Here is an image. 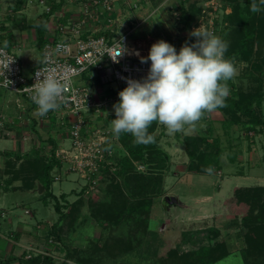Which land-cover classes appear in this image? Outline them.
<instances>
[{"label": "rangeland", "instance_id": "obj_1", "mask_svg": "<svg viewBox=\"0 0 264 264\" xmlns=\"http://www.w3.org/2000/svg\"><path fill=\"white\" fill-rule=\"evenodd\" d=\"M58 1L60 6H56L52 11V4ZM123 1H115L112 8L108 9L102 4L97 6L94 3L96 0H0V20L4 28L3 43L8 42L7 47L19 56L24 69L26 68L25 71L31 73V67L42 55L36 38L41 26L39 22H45V30L50 31L57 24L67 23L86 12L91 14L86 22L88 28L95 32L106 30L114 34L127 33L130 49H140L138 54L143 57H148L151 46L160 40L175 47L181 42L189 45L195 43L196 37L190 33L201 25L228 42V50H231L230 43L239 41L242 35L235 34L234 38L231 33H234V29L235 33H239L237 29L243 25L241 18H246L251 12L246 11V6L253 2L238 0V4L245 6L242 9L236 2H232L233 0H167L158 4L153 0ZM194 3L200 10L191 17L190 23L183 26L181 20L184 19V14L189 20ZM263 40L255 39L249 44L248 50L245 48L235 56L237 75L230 81L238 88L245 91H255L258 88L257 78L261 74L255 63L261 57L258 53L263 48ZM246 50L252 54L244 56ZM35 109L36 106L24 95L0 86V110L6 114V127L9 130V133L0 137H5L0 141V145L6 146L7 153L10 151L14 154L12 149L16 144L15 140L19 141L21 138L31 146L39 147L43 143V137L48 135L56 145L57 143L65 145L58 139L57 132L62 123L66 125L70 120L67 111L61 107L58 111H50L46 116L40 117ZM262 109L264 110V105ZM225 118L227 120V115L217 109L206 114L195 131L187 130L174 135H169L166 129L157 123L154 134L157 136L158 145L168 152L169 158L162 157L159 160L157 164H163L161 170L149 168L147 164L135 158L134 165L130 168L146 173L154 171L153 176L160 172L158 176L163 177L162 193L153 197L150 211L151 226L147 229L137 226V223L132 221H122L112 226L106 221H97L89 213L93 203L110 198L108 189L112 177L106 170H115V158L101 165L97 180L95 177H88L90 173L83 174L80 167L76 171L71 169L68 160L66 167L69 171L65 168L62 169V173L59 171L62 178L54 181L51 188L58 197L62 193L68 194L69 203L63 210L68 211L71 208V201H75L78 196L83 198L84 203L79 211L81 218L76 221L74 228L68 222L69 217L64 221L62 243L52 236L50 242H43V239L39 241L36 238L43 230L47 232L59 216L54 199L45 198L47 190L43 188L39 192L15 188L3 191L2 185L9 181L0 178V205L7 210L13 209L15 220L30 223V234L27 231L28 235L22 236V242L26 244L27 250L22 257L29 258L50 250L58 263L89 264L66 258V247L69 246L76 251L85 250V256L91 261H97L98 264H180V260L175 259L178 256L170 251L178 249V253L182 254L197 250L203 243H208V231L214 227L219 229L218 238L226 243L227 254L211 264H248L247 259L250 257L246 258L244 253L246 239L243 235V224L246 218L258 213L259 209L251 203L241 202L237 192L242 189L241 192L245 193L253 190L255 185H264V125L260 126L262 129L260 132L246 131L240 124L224 123ZM210 128L213 134L211 138L218 135L221 140V162L211 174L190 171L187 167L189 162L186 152L187 136L209 131ZM70 143V136H67L66 144ZM40 148L42 149V146ZM41 149L34 151L45 159L53 157L60 160L56 157L55 149H46L48 153ZM15 156L12 155L10 160ZM3 158L0 156V162L5 160L6 163L7 156ZM252 167H255L254 170ZM126 175L118 179L122 181L125 189ZM14 182L20 183V180ZM168 197H175V200L170 202ZM26 208H30L29 213L25 211ZM91 229L92 233L89 232ZM53 240L56 243H53ZM96 240L98 243L94 244ZM121 241L123 245L129 243L125 254L119 249L122 246ZM115 242L118 243V248L112 247ZM103 248L107 250H102ZM160 257L162 258L159 259ZM169 258L174 260L169 261ZM42 263L47 264L45 261Z\"/></svg>", "mask_w": 264, "mask_h": 264}, {"label": "trees", "instance_id": "obj_2", "mask_svg": "<svg viewBox=\"0 0 264 264\" xmlns=\"http://www.w3.org/2000/svg\"><path fill=\"white\" fill-rule=\"evenodd\" d=\"M161 1L162 0H153L156 4ZM185 2L186 1H184V4ZM232 2L238 4V0H233ZM58 5L60 6L59 1L56 2V4H52V11ZM193 5L194 6L191 7L192 16H190L189 20L185 18V14L183 16L184 19L181 20L183 26L190 23L191 17L194 16L195 12L198 13L200 10L196 3ZM238 5L242 9L245 7L241 6L242 4ZM262 9H264V6H262ZM246 11L248 13L250 12V5L246 6ZM241 20L243 21V25L237 29L239 33H235L236 29H234V33L231 34L234 38L235 34L242 35L239 37V41L230 43L231 50H227L225 54L226 58L238 56L239 52L243 51L245 48L248 50L249 44H252L255 39H264V10L259 13L250 12L246 18L242 17ZM39 24L41 26L37 31L36 38L41 50L46 40V23L39 22ZM102 32L103 31L99 30L97 34H101ZM185 44L186 43L181 42L178 47L174 46V48L179 52L180 48ZM236 46L239 47L236 48ZM262 47L263 48L258 53L261 57H259L255 63V66L259 68L261 74L257 78L259 80L258 88L255 91H245L238 88L237 85H233L231 83L232 81H228L230 95L226 99V106L219 108V110H222L227 115V120L225 118L224 123L232 125L240 124L241 128L246 131L257 130L260 132L262 130L260 126L264 125V110L262 109L264 105V40ZM247 50L244 56L252 54L251 51ZM26 73L30 74V72ZM156 126L157 123H153L148 129L149 133L154 136ZM211 132L212 129L210 128L209 131L207 130L187 136L186 152L189 156L187 167L190 171L208 173L205 169L209 167L214 169L219 166L222 155V149L220 148L221 140L218 135L211 138L213 135ZM120 139L124 144L125 150L116 156L115 170H106L108 175L112 177V181L109 183L110 186L108 185V192L111 194L110 198L93 203L89 213L97 221H106V223H111L112 226L122 221H132L133 223L136 222L137 226H143L147 229L151 226L150 211L153 205V197L154 195L162 193L163 177L158 176L160 172H157V174L153 176L152 174L155 173L154 171L146 173L144 171H133L130 168L134 165L133 160L135 158L147 164L149 168L161 170L163 164L157 163H159L162 157L169 158V154L164 148L158 145L157 136H155V143L149 145L134 143V138L131 134H121ZM34 150L30 154V157L19 155L18 159L22 158L23 160L18 165H15L12 160H8L7 169H13V176L19 179L22 178L21 187H35L38 180L44 185V190H47L45 198L49 197L54 199L55 209L59 213L58 218L47 231L46 241H49V239L51 241L53 237L56 238V241L61 242L63 232H65L63 224L64 221L68 219L67 217L70 218L68 222L73 228L76 226V221L81 218L79 211L84 204L83 198L78 196L75 201H71V208L68 211H64L63 207H67L66 205L69 203L68 194L62 193L58 197L51 188L54 181V174L52 171L57 164L59 165V161L53 157L45 159L43 156H40V153ZM130 171H132L133 174H131ZM124 175L127 177L125 182L126 189L123 187L124 185L121 184L122 181L118 180L120 177H124ZM130 175L132 176L130 177ZM132 177L134 178L131 180ZM253 187V190L249 189L250 191L245 193L241 192L242 189H239L237 192V196L241 202L251 203L259 209L258 213L251 214L244 220L243 235L246 239V252L244 253L246 258L250 257L247 259L248 264H264V185H255ZM78 192L80 193L81 190ZM60 198H62L61 201ZM89 232L92 233V229ZM219 234V229L212 227L208 231V243H203L197 250L179 254L178 249H172L170 253L178 256L175 258L172 255L173 258L180 260V264H211L227 254L226 243L224 240L218 238ZM53 243L56 242L53 240ZM96 243H98V240L94 242V244ZM120 244L122 246H120L119 249H121V253L125 254V249H127L129 243L128 245H123L121 241ZM117 245L118 243L116 244L115 242V245L112 247L118 248ZM109 248L111 247H107V249ZM107 249L103 248L102 250ZM79 251L69 246L66 247V258L76 259L80 263L98 264L97 261H91L89 257L85 256V250ZM54 257L51 251L48 250L45 253L34 254L29 258L19 257L18 264H43L42 262L44 261L47 262V264H64V262H56ZM161 258L162 257L159 259ZM169 259V261L174 260L172 258ZM14 261L15 257L9 256L0 259V264H14Z\"/></svg>", "mask_w": 264, "mask_h": 264}, {"label": "built area", "instance_id": "obj_3", "mask_svg": "<svg viewBox=\"0 0 264 264\" xmlns=\"http://www.w3.org/2000/svg\"><path fill=\"white\" fill-rule=\"evenodd\" d=\"M115 1L118 0H96L94 3L109 9ZM90 16L81 13L67 23L57 24L53 30H46L41 60L30 74L26 73L19 56L8 47L4 48V28L0 20V49H3L0 60H13L4 75H0V86L24 95L32 103L28 87L35 83L36 72H52L63 78L67 83V100L61 107L71 118L69 135L72 147L61 148L56 157L61 161L68 160L74 171L80 167L83 174L90 173L88 177L97 180L101 165L116 158L118 146L122 147L110 127L111 120L116 118L114 105L119 102L118 94L127 87L129 79L142 81L146 78L151 61L141 63L143 56L137 54L138 49H130L127 33L102 30L97 34L92 31L86 26ZM120 43L126 51L117 57L118 62H114L111 57L117 54ZM3 71L0 66V72ZM5 78L12 83L7 85ZM93 79H99V82H92ZM108 114L112 119L106 125L104 121ZM6 133H9L6 114L0 110V137ZM54 178L58 180L61 175L55 174Z\"/></svg>", "mask_w": 264, "mask_h": 264}, {"label": "clouds", "instance_id": "obj_4", "mask_svg": "<svg viewBox=\"0 0 264 264\" xmlns=\"http://www.w3.org/2000/svg\"><path fill=\"white\" fill-rule=\"evenodd\" d=\"M264 0H253L252 13H259ZM191 36L196 42L185 44L176 51L170 43L160 40L154 43L147 58L151 61L146 78L142 81L129 79L127 87L119 92V102L114 105L115 119L111 120V132L115 138L131 134L134 143H155V136L148 129L153 123L162 125L169 135L195 131L206 114L226 106L230 95L228 81L237 75L235 57L226 58L228 42L202 25L194 29ZM8 42H4L7 48ZM58 48L60 45L57 46ZM126 49L120 48L111 57L114 62ZM3 52V49H0ZM138 54V53H137ZM10 58L0 60L4 75ZM36 81L28 87L30 99L36 105L35 112L44 117L50 111H58L66 103V81L52 72H36ZM7 85L12 83L6 79ZM211 174L212 168L205 169Z\"/></svg>", "mask_w": 264, "mask_h": 264}, {"label": "crops", "instance_id": "obj_5", "mask_svg": "<svg viewBox=\"0 0 264 264\" xmlns=\"http://www.w3.org/2000/svg\"><path fill=\"white\" fill-rule=\"evenodd\" d=\"M137 1L147 2L148 0H141V1L136 0V2ZM123 2H126V0ZM127 2H133V0H127ZM161 2H167V0L166 1L162 0ZM40 60L41 59H39V61L31 67V71L33 70L34 66H36L40 62ZM98 80L99 79H96V80L93 79L92 82H99ZM107 117L108 118H105V121H104L106 125L112 119V115L108 114ZM62 124L64 125V123H62ZM63 125L61 128H59L57 133H58V139L61 141V143H65V145L64 144L58 145V143L56 145L54 140L48 135H47V137H43V143L40 144L39 147L31 146L30 143H26V140H24L22 138L19 141H18V139H16L15 140L16 144L14 145V148L12 149L14 151V154H11L10 151H9V153H7L5 150L6 146L0 145V156H2V158L7 156L6 163H4L5 160H2L0 162V178L6 179V182H7V180L9 181L8 182L9 184L7 183V184L2 185L4 187V188L2 187V189H4L3 191H6V190L8 191L10 189H15V188H22V189H27V190H32V191L33 190L38 191V185H39V183H41L39 180L37 181V185L35 187H32V188L21 187L22 180L17 178L16 176H13V169H11V170L7 169V164H8L7 162H8V160L10 161L12 155H16L14 157V159H12V162L15 165H18L23 159L22 158L18 159L17 154H19L20 156H24V157H30V155H29L30 151L32 152L34 149H36V147L38 149H41L40 147L42 146L41 150L44 151V153H48V151L46 149H49V148L55 149L54 150L55 152L61 150V148H68V149L71 148L72 147L71 143L69 145L66 144V138H67V136L68 137L70 136L69 135L70 123L68 122V124L64 125L65 127ZM49 126H50V124H49ZM49 126H48V129H49ZM12 132H14V131H12ZM9 135L12 137L11 133ZM120 137L118 139H119L120 143H122V147L118 146V151H119L118 154L120 152H122L123 150H125L124 144H123L122 140L120 139ZM2 139H5V137L0 138V141H2ZM70 140H71V137H70ZM43 148H44V150H43ZM20 153H22V154H20ZM3 163L5 164V166ZM66 165H68L67 161L59 160V165L57 164L52 171L53 174L55 175L56 173H59V171L62 173V169H64V168L66 169V171H69L68 168L66 167ZM253 168H255V167H252V170H254ZM61 178H62V174H61ZM17 179L20 180V183L14 182ZM60 179H58V180H60ZM56 180L57 179L54 178V181H56ZM260 185H263V184H260ZM0 198H1V196H0ZM29 210H30V208L25 209V211L27 213H29L28 212ZM12 212H13V209L7 210L4 206L0 205V259L6 258L9 256H13V257H15L14 264H16V263L18 264V261H19L18 258L19 257L22 258V254L25 251H27L26 247H25L26 244H23V242H22L23 241L22 236L28 235V233L30 234V223L29 222L27 223V221L15 220V218H14L15 214ZM16 224H17V226H16ZM27 231H28V233H27ZM46 234H47V232L45 230H43L42 233L40 232L36 235V238L39 241L43 239V242L44 241L47 242L46 241V238H47ZM18 251H20V252H18Z\"/></svg>", "mask_w": 264, "mask_h": 264}, {"label": "water", "instance_id": "obj_6", "mask_svg": "<svg viewBox=\"0 0 264 264\" xmlns=\"http://www.w3.org/2000/svg\"><path fill=\"white\" fill-rule=\"evenodd\" d=\"M44 188V185H42L41 183H39L38 185V191L41 192L42 189ZM170 199V200H169ZM168 200L171 202L172 200L174 201L175 200V197H172V198H169L168 197Z\"/></svg>", "mask_w": 264, "mask_h": 264}, {"label": "bare ground", "instance_id": "obj_7", "mask_svg": "<svg viewBox=\"0 0 264 264\" xmlns=\"http://www.w3.org/2000/svg\"><path fill=\"white\" fill-rule=\"evenodd\" d=\"M138 51L140 52V49Z\"/></svg>", "mask_w": 264, "mask_h": 264}]
</instances>
